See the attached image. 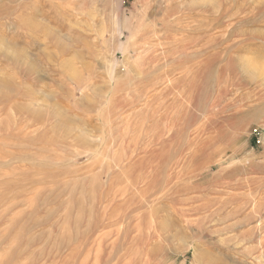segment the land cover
<instances>
[{"label": "rangeland", "instance_id": "rangeland-1", "mask_svg": "<svg viewBox=\"0 0 264 264\" xmlns=\"http://www.w3.org/2000/svg\"><path fill=\"white\" fill-rule=\"evenodd\" d=\"M212 14L0 0V264H264V91L231 62L215 104Z\"/></svg>", "mask_w": 264, "mask_h": 264}, {"label": "bare ground", "instance_id": "bare-ground-1", "mask_svg": "<svg viewBox=\"0 0 264 264\" xmlns=\"http://www.w3.org/2000/svg\"><path fill=\"white\" fill-rule=\"evenodd\" d=\"M204 1L213 13L210 41L215 67V104L221 106L222 112L227 109V100L219 87L222 65L229 67L232 62L247 85L264 91V0ZM256 47L262 51L261 54L253 52ZM10 85L8 81L0 80V86ZM228 93L232 95V99L228 100L230 103H240L249 98L248 93L246 96L245 93L225 91V94ZM253 115L264 117V107L255 109Z\"/></svg>", "mask_w": 264, "mask_h": 264}]
</instances>
